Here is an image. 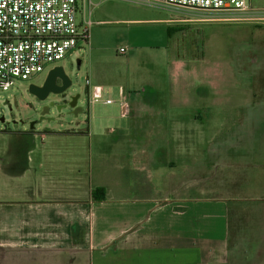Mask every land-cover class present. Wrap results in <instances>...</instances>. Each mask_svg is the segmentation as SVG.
I'll return each instance as SVG.
<instances>
[{
	"label": "crops",
	"instance_id": "1",
	"mask_svg": "<svg viewBox=\"0 0 264 264\" xmlns=\"http://www.w3.org/2000/svg\"><path fill=\"white\" fill-rule=\"evenodd\" d=\"M146 16L164 25L165 44L136 47L165 48L169 70L190 78L201 48L175 39L210 22L185 9ZM180 78L158 92L153 81L131 90L98 73L91 103L118 88L119 99L130 92L128 115L90 107L86 125L48 121L0 145V264H264L263 175L249 172L257 140L240 125L223 135L226 123L208 121L222 102L197 103L189 87L176 91Z\"/></svg>",
	"mask_w": 264,
	"mask_h": 264
},
{
	"label": "rangeland",
	"instance_id": "2",
	"mask_svg": "<svg viewBox=\"0 0 264 264\" xmlns=\"http://www.w3.org/2000/svg\"><path fill=\"white\" fill-rule=\"evenodd\" d=\"M100 3L101 7L94 9L100 15L90 17L92 26L89 41L82 43L80 48L58 63L65 66L73 80L68 94H81L79 105L83 106V111L75 116L67 107L61 112L55 111L52 116H56L57 121L67 126H76L77 122L87 124L90 107L97 113L120 115L121 103H91L89 90L98 73L115 80L116 85L123 84L131 90H134V86H146L148 82L153 81L151 83L158 92L171 90L169 75L175 76L179 73V82H173L176 91H187L189 87L197 103L202 96V103L211 108H214L217 102H222L221 105L218 104L222 113H211L208 121L226 123L229 129L220 131L223 135L230 139L236 132L232 129L235 128L234 125H240L242 130L238 132H242L244 138L257 140L254 141L256 151L249 172L252 170L254 175H263L260 190L264 191V0H253V7L257 12L255 16L235 15L223 11H208L201 12V16H188L210 22L198 27L197 40L195 34L192 36L189 32L183 36L178 35L175 39L198 41L201 48L202 54L196 52L193 56L203 58L194 63L190 62V67L191 64L193 66L190 69V74H193L190 78L187 77V71H181L184 68L180 71L169 70L165 48L142 50L136 47L137 44H151L153 47L165 44L164 25L144 19L147 18L146 13L173 10L153 9L131 3H127L131 5L127 6L120 0H102ZM103 10L107 11V14L102 15ZM126 10L131 12L123 14ZM99 17L104 22H97ZM121 17L142 20L117 21ZM121 47H127L128 52L120 54ZM48 71L49 69H46L30 80H16L8 90L0 88V145H9L10 141L18 137V129L26 127L30 130L29 121L38 119L37 99L29 93L28 86L32 82L43 83ZM87 79L92 83L88 84ZM109 96L118 101L119 89L112 87ZM44 122L48 121H39L35 127ZM212 133L215 134L214 131ZM250 148H246L245 155L250 154ZM184 181L185 184L189 182L188 178H184Z\"/></svg>",
	"mask_w": 264,
	"mask_h": 264
},
{
	"label": "built area",
	"instance_id": "3",
	"mask_svg": "<svg viewBox=\"0 0 264 264\" xmlns=\"http://www.w3.org/2000/svg\"><path fill=\"white\" fill-rule=\"evenodd\" d=\"M153 9L223 11L256 15L251 0H120ZM95 0H0V88L8 90L16 80H30L51 69L87 43ZM127 48L121 47L120 54ZM87 83L90 80L87 79ZM103 94V95H102ZM94 101L115 102L102 90ZM126 93L122 105L130 104Z\"/></svg>",
	"mask_w": 264,
	"mask_h": 264
},
{
	"label": "water",
	"instance_id": "4",
	"mask_svg": "<svg viewBox=\"0 0 264 264\" xmlns=\"http://www.w3.org/2000/svg\"><path fill=\"white\" fill-rule=\"evenodd\" d=\"M72 84L73 80L70 74L61 64L49 69L43 83L32 82L29 84L28 91L37 99L36 114L39 115L38 119L29 121L30 129H34L35 124L39 121H55L56 116H52L53 111L61 112L63 108L68 107L70 113L75 116L83 111V106L79 105L81 94H68ZM129 111L130 104L122 107L124 115H128Z\"/></svg>",
	"mask_w": 264,
	"mask_h": 264
},
{
	"label": "trees",
	"instance_id": "5",
	"mask_svg": "<svg viewBox=\"0 0 264 264\" xmlns=\"http://www.w3.org/2000/svg\"><path fill=\"white\" fill-rule=\"evenodd\" d=\"M44 132H46V133H55L56 131H53V130H45ZM64 133L71 134V133H75V131H64Z\"/></svg>",
	"mask_w": 264,
	"mask_h": 264
}]
</instances>
